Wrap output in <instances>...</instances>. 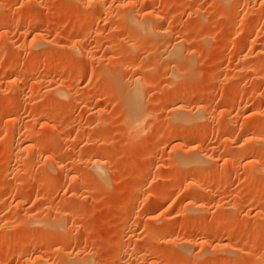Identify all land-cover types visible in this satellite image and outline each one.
Segmentation results:
<instances>
[{"label":"rangeland","instance_id":"374dc122","mask_svg":"<svg viewBox=\"0 0 264 264\" xmlns=\"http://www.w3.org/2000/svg\"><path fill=\"white\" fill-rule=\"evenodd\" d=\"M101 1L102 13L96 0H0V260L10 256L6 264H30L27 259L42 254L50 264H68L60 261L68 248L70 256L92 264H222L226 254L235 257L228 264H262L257 254L264 238V0H248L250 9L247 0ZM129 10L148 25L136 35L140 49L135 39H111L133 33L124 17ZM33 30H42L44 46ZM83 30L86 54L79 49ZM188 35L191 42L182 43L181 59H174L169 53ZM136 81L143 87L142 123L128 130L122 94ZM181 89L188 97L176 102ZM178 108H206L210 125L205 119L175 122ZM169 129L174 136L188 134L181 147L168 137ZM19 133L34 148L5 155L7 137ZM56 144L66 152L60 158L69 166L63 174L51 162ZM199 154L214 161L197 160ZM99 160L103 176L93 170ZM174 160L199 161L202 169L182 170ZM9 163L14 172H7ZM44 170L53 184L38 182ZM135 184L143 186L133 191ZM142 190L166 196L162 209L152 206L161 196L142 203ZM195 194L203 210L187 209ZM46 207L75 212L72 222L64 219L63 233L47 230V236L42 226L25 225L26 215H45ZM172 208L192 215L156 234L155 227L169 225V215H176ZM189 230L202 242L187 253L176 242ZM239 230L244 234L237 235ZM125 231L133 236L122 242L118 237ZM40 240L46 246L63 240L67 247L37 251ZM217 243L238 251H223Z\"/></svg>","mask_w":264,"mask_h":264},{"label":"bare ground","instance_id":"6f19581e","mask_svg":"<svg viewBox=\"0 0 264 264\" xmlns=\"http://www.w3.org/2000/svg\"><path fill=\"white\" fill-rule=\"evenodd\" d=\"M95 1V0H94ZM97 2V4H99L98 6H99V10L101 11H98L99 13H102V10L104 9L103 7H105V6H102L101 5V0H96ZM239 1V0H238ZM249 1H251V0H249ZM249 1L247 0V1H245L246 3L248 2V6L246 7V9L250 6L249 5ZM37 2H38V0H37ZM36 2V3H37ZM150 2V1H149ZM151 2L152 3H155L156 1L155 0H151ZM240 2V1H239ZM35 3V4H36ZM251 3V2H250ZM38 4V3H37ZM83 4H85V2L83 3ZM64 5V4H63ZM80 5H82V4H80ZM121 6V5H120ZM67 7V6H66ZM82 8L80 9V11H79V13H84L85 12V10H86V7L84 6L83 7V5L81 6ZM123 7H127L126 6V4H124V6ZM89 8V7H88ZM128 8V7H127ZM251 8H254V7H251ZM120 9V8H119ZM122 9V8H121ZM246 9H244V10H246ZM249 9H250V7H249ZM97 10H98V7H97V9H96V12H97ZM107 10V9H106ZM128 10V9H127ZM126 9H124V11H127ZM141 10H143V9H141ZM249 11V10H248ZM252 11H254V10H252L251 9V12ZM129 12V13H128ZM128 12H126L125 14H127L126 16H124V17H126L125 19V21L127 22L126 23V25H129V29H132L133 30V33H131V36H129V35H124L123 34V32H122V34L124 35H120V33L118 32V34H113V36H112V38L111 39H114V40H117V41H121L123 38L125 39L126 38V41H127V39H135L134 41H136V46H137V48H141L142 47V42H141V39L139 38V37H137L136 35H137V33L140 31V30H145V28L148 26L147 25V22L144 20L145 18H143L142 19V17L141 18H139V17H136V13L137 12H135V14L133 13V11L131 10H129ZM142 12V11H141ZM141 12H138V13H141ZM152 12V11H151ZM250 11H249V13H251ZM106 13V12H105ZM108 13H109V11H108ZM144 13H147V11L146 10H144ZM149 13V12H148ZM245 13V15L247 14V12H244ZM248 13V14H249ZM142 14V13H141ZM247 14V15H248ZM109 15H110V13H109ZM137 15H139V14H137ZM146 15V14H145ZM141 16H144V14L143 15H141ZM146 17V16H145ZM155 17H157V16H155ZM158 18H159V16H158ZM26 19V18H25ZM160 19V18H159ZM159 19H157V20H159ZM162 19V18H161ZM244 19V18H243ZM19 22H20V20H18ZM244 21V20H243ZM26 21L24 20V24L26 25L27 23H25ZM27 22H28V19H27ZM231 23V22H230ZM15 24V23H14ZM121 24V23H120ZM148 24L150 25V22H148ZM232 24H235V23H232ZM244 24L245 23H243V25L242 26H244ZM97 25V24H96ZM249 25V24H248ZM17 26H19L18 24H17ZM28 26V25H27ZM151 26V25H150ZM256 26H257V24H256ZM24 27V26H23ZM126 27V26H125ZM249 27V26H248ZM31 28V27H30ZM150 28V27H149ZM114 29H116V28H114ZM124 29V28H123ZM250 29H252L251 27H250ZM249 29V30H250ZM32 30V29H31ZM35 30V29H34ZM34 30H33V32H34ZM147 30V29H146ZM30 31V30H29ZM39 31V33H35V37H36V40L37 41H39V39H42L43 37V35L41 34V32H42V30H38ZM38 31H36V32H38ZM27 32V31H26ZM86 32V31H85ZM84 32V30H83V35H81V36H78V39H79V42H80V47H79V49H80V51L82 52V53H87L86 51H89V50H87L88 48L85 46V38H87L88 36H86V33H88V32H86L85 33ZM25 33V32H24ZM28 33H31V31L30 32H28ZM27 33V34H28ZM34 33H33V37H34ZM85 33V34H84ZM22 34H23V32H22ZM60 34H62V33H59V35ZM80 34V33H79ZM24 35H26V34H24ZM31 35H32V33H31ZM88 35V34H87ZM140 35V34H139ZM138 35V36H139ZM28 36V35H27ZM26 36V37H27ZM202 36V35H201ZM209 37V36H208ZM120 38H122V39H120ZM192 38H195V37H192ZM206 38H207V36H206ZM123 39V40H124ZM196 39V38H195ZM208 39V38H207ZM75 40V39H74ZM183 40V39H182ZM194 40V39H193ZM203 40H206V39H203ZM40 41H42V40H40ZM39 41V44L40 43H46L45 41H42V42H40ZM75 41H77V40H75ZM125 41V42H126ZM178 41V40H177ZM36 42V41H35ZM122 42V41H121ZM187 42H191V36H187L182 42H178V43H176V48L174 49V50H171L170 52L171 53H169L174 59L175 58H177V59H181V58H179V57H181L182 55H181V50L180 49H182V48H180V46L182 45V43H187ZM43 43H42V46H44L43 45ZM50 43V42H49ZM49 43H47L46 45H48ZM52 43V42H51ZM54 43V42H53ZM75 42H73V44H74ZM15 44V43H14ZM164 44V43H163ZM52 45V44H51ZM77 45V44H76ZM13 46V45H12ZM37 46H38V42H37ZM39 46H41V44L39 45ZM263 46V45H262ZM170 47V46H169ZM172 48V47H171ZM262 49V48H261ZM264 50V49H263ZM89 53V52H88ZM170 56V57H171ZM264 56V55H263ZM262 56V57H263ZM168 57V56H167ZM262 60H261V63L263 62L264 63V57L263 58H261ZM263 67V66H262ZM250 68V67H249ZM254 67H251V69H253ZM256 69H257V67H256ZM260 70V69H259ZM256 71V70H255ZM261 71H264V69L263 70H261ZM262 74V73H261ZM263 77H264V75H263ZM263 80H264V78H263ZM139 82L140 81H136L134 84H133V86L131 87V88H128V91L126 90L125 92H126V94H122V95H124V98H125V102H127L126 104H127V106L128 107H126L127 108V110L129 109V112L127 111V113H129V114H127V115H129L128 117L130 118V124H129V128H128V130H132V129H134L139 123H142L141 121V117H140V115H139V113H140V111H141V109H143V90H142V86L139 84ZM20 82L18 81V84H19ZM133 83V82H132ZM131 83V84H132ZM203 86V85H202ZM130 89V90H129ZM180 90V89H179ZM182 90V89H181ZM259 90V89H258ZM56 91V93L57 94H59V95H61L62 96V93H63V96H65L64 95V92L63 91H61V89H57V90H55ZM178 92V91H177ZM185 91H180V92H178V94H177V97H175L176 98V102H179L180 100H184L183 98H184V95H185V97H188V95L187 94H182V93H184ZM239 92V91H238ZM256 92V91H255ZM186 93V92H185ZM176 96V95H175ZM238 96V95H237ZM257 96H260V95H257ZM71 97H72V95H71ZM123 97V96H122ZM111 98H114L113 96H111ZM123 98V99H124ZM193 99V98H192ZM232 99V98H231ZM234 99V98H233ZM108 100V99H107ZM122 100V99H121ZM191 100V99H190ZM110 101H113V100H111V99H109L108 100V102L107 103H110ZM229 101V100H228ZM228 101H226V102H228ZM231 101V100H230ZM1 102V101H0ZM4 102V101H3ZM225 102V103H226ZM233 102V101H232ZM2 103V102H1ZM174 103H175V101H174ZM231 103V102H230ZM229 103V104H230ZM113 104V103H112ZM176 104V103H175ZM178 104V103H177ZM2 105V104H1ZM4 105V104H3ZM6 105V104H5ZM176 106V105H175ZM179 106V105H178ZM177 106V107H178ZM206 109V108H205ZM203 110L202 108L201 109H199V110H197L196 112H189V111H187V110H185V109H182V108H178L177 109V111L175 112V111H173L172 112V114H173V116H174V119H175V122H179V123H182V124H187V125H189V124H191V123H193V122H195V120L197 121V119H201L202 121L205 119V120H207L208 121V123H207V125L209 124V114L206 112V110ZM163 111V110H162ZM191 111V110H190ZM211 111V110H210ZM209 111V112H210ZM161 112V111H160ZM227 113V112H226ZM173 119V120H174ZM245 120V119H244ZM222 121V120H221ZM220 121V122H221ZM211 122V121H210ZM213 122V121H212ZM171 123V122H170ZM206 123V122H205ZM214 123V122H213ZM30 124V123H29ZM225 124H227V123H225ZM173 125V124H172ZM210 125V124H209ZM213 125V124H212ZM246 125V124H245ZM189 127V126H188ZM26 128L29 130V128H30V125H29V127H28V125H26ZM186 129V128H185ZM172 130V129H171ZM175 130V129H174ZM174 130H173V132H174ZM177 130V129H176ZM167 132V131H166ZM168 132H170V129H169V131ZM177 134H178V132H176ZM182 133V132H181ZM180 132H179V134L177 135V136H174V133L172 134V132H170L169 133V138H172V139H175V140H177L176 142L178 143V144H176V148H178V147H181V143H183V142H185L186 140V135H188V134H186V132H185V134L184 133H182L181 134ZM199 136V135H198ZM197 137V136H196ZM200 137V136H199ZM198 137V138H199ZM202 137V136H201ZM200 137V138H201ZM57 139H58V137H56ZM189 138V137H188ZM60 139V138H59ZM197 139V138H196ZM195 139V140H196ZM202 139V138H201ZM249 139V138H248ZM248 139H244V141H243V144L244 143H246L247 141H248ZM7 143H6V146H5V149H4V154L6 155V154H8V155H11L13 152H16V153H19V154H22V153H25V151L27 152V151H29L30 149H32V148H34V147H30L29 145H27L26 143H27V137L26 136H24L23 134H21V133H19L18 135H12V137H10V138H8L7 137ZM203 140V139H202ZM254 140V139H253ZM253 140L252 141H250V144H253ZM55 141H57V140H55ZM190 141V140H189ZM181 142V143H180ZM196 142V141H195ZM199 142V141H198ZM249 142V141H248ZM55 143V142H54ZM200 143H202V142H200ZM38 144H40V143H38ZM46 144V143H45ZM53 144V143H52ZM59 144V143H58ZM58 144H56V145H54V147L52 148V152H51V162L55 165V167H56V170H57V172L58 173H61V174H63V173H65V172H68V162L66 163V164H64V163H62L61 161H60V158L62 157V155L64 154L65 155V151L63 152V150H62V148H61V146H59ZM43 145L44 144H41V145H39V147H43ZM34 146H35V144H34ZM37 146V145H36ZM199 145H196L195 147H198ZM38 147V146H37ZM228 147L229 146H224L223 148L225 149V150H227L228 149ZM227 148V149H226ZM14 154V153H13ZM63 155V156H64ZM196 159L197 160H206V161H208V162H213L214 161V158H210L209 156H207V155H202V154H199V155H197L196 156ZM184 161H180V160H174V163H175V165L177 164V166L180 168H182V170L183 169H185V170H193V171H198V170H201L202 169V167L199 165V161H194L193 163V165H186L185 163H183ZM240 164H242V162H240ZM158 165V164H157ZM244 165V164H243ZM246 165V164H245ZM53 166V165H52ZM160 166V165H159ZM92 167V166H91ZM94 167L96 168V169H93V170H98L97 172H98V175H100V176H103V169H104V167H105V165H104V163H102V161H96L95 162V164H94ZM162 167V166H161ZM11 168H13L11 165H10V163L7 165V167H6V170H7V172L8 173H11V172H14L15 171V169H11ZM108 169V168H107ZM160 169V168H159ZM260 169V168H259ZM46 170H48V169H46ZM46 170H44L43 171V175L41 176V179L38 181L40 184H42V186L44 185H47V184H49V185H51V184H53V181H52V179L51 178H53V177H49V176H47V174H49V173H47L46 172ZM94 171V172H95ZM6 172V173H7ZM96 173V172H95ZM181 173H183V172H181ZM67 174V173H66ZM252 174V173H251ZM50 175V174H49ZM60 175V174H59ZM185 175V174H184ZM69 176V175H68ZM181 176V175H180ZM260 176V175H259ZM67 177V176H66ZM73 177V176H72ZM72 177H70V183H73V181H74V179H72ZM99 177V176H98ZM106 177V176H105ZM103 178L104 179V181H107V180H105L106 178ZM256 177V176H255ZM179 179L181 178V177H178ZM56 179H58V178H56ZM100 179V178H99ZM177 179V178H176ZM175 179V180H176ZM61 180V179H60ZM175 180H173V178H172V186H177V187H179L180 185L179 184H177V183H180L181 184V182H178V179H177V183L175 184V183H173ZM181 180H182V178H181ZM255 180H256V178H255ZM130 181V180H129ZM132 181V180H131ZM252 181V180H251ZM62 182V181H61ZM108 182V181H107ZM254 182V181H253ZM132 183V182H131ZM194 183H196V182H194ZM39 184V185H40ZM79 184V183H78ZM142 184V183H141ZM140 184V185H141ZM198 184V183H197ZM55 185V184H54ZM139 184H135L134 186H133V191L135 190V191H139V189H141V187L143 186H140ZM177 187H174V188H177ZM43 188H45V187H43ZM49 188V187H48ZM73 188V187H72ZM180 188V187H179ZM74 190V189H73ZM75 191V190H74ZM143 191V190H142ZM144 192V191H143ZM12 194V193H11ZM134 194H136V193H134ZM144 194H145V192H144ZM144 194H142V195H144ZM200 193H198V195H199ZM137 195V194H136ZM12 196V195H11ZM14 196V195H13ZM12 196V197H13ZM159 196H161L159 193H157V192H151V193H149V194H145L141 199H142V203H146L147 204V202H151V201H153L154 200V198L156 199L157 197H159ZM193 196V195H192ZM192 196H191V198H192ZM134 197H135V199H136V197L137 196H135L134 195ZM195 197V198H194ZM197 194H195V196H193V198L194 199H191L192 201L191 202H189L190 204H188L186 207H187V209L189 208L190 210H192V211H200V210H203V206L199 203V201L198 200H196L197 198ZM22 198V197H21ZM198 198H199V196H198ZM16 199V198H15ZM211 201L212 202H215L216 200H215V198L212 196L211 198ZM124 200H126V199H124ZM137 200H138V197H137ZM159 201H156V203L154 204V205H152V206H155L154 208H155V210L154 211H156V212H158L159 210H161L162 209V207L165 205V202H166V196H161V198L159 197V199H158ZM128 201V200H127ZM133 201V200H132ZM262 202V201H261ZM254 203V202H253ZM130 204V203H129ZM134 204V203H133ZM200 204V205H199ZM149 205V204H148ZM132 206V205H131ZM129 207V206H128ZM131 208V207H130ZM188 209V210H189ZM46 214L45 215H42V216H37V215H35V216H30V215H26V218H25V225L27 226V227H31L30 225H32V224H35V225H38V226H42L43 227V229H45L44 230V232H46V234H47V230H55V233H56V231H58L59 232V234H61V233H63V231L64 230H66L67 229V225H66V222H64V219H67V222H69L70 223V220L74 217V215H75V212L73 211V209H72V211L71 210H63L62 209V211L61 210H57V209H53L52 210V207H46ZM57 210V211H56ZM187 210V211H188ZM174 211V212H173ZM186 211V208H184V209H177V210H175V208H172L171 210H170V213L173 215L174 213L176 214L175 216L173 215V217H171L170 218V216L171 215H169V219L168 220H166V221H168L169 222V225L167 224V225H163V226H159L158 228H156L155 227V233L156 234H158V233H167V232H169V230L171 229H169V227L168 226H170V227H172L175 223H178V222H181V221H183V220H187V219H189V217H190V215H192V214H189L188 212ZM43 212V211H42ZM191 213V212H190ZM260 213V212H259ZM261 214V216L262 217H264L262 214H264V213H260ZM166 216V217H165ZM167 216L168 215H165V213H164V217L167 219ZM257 216H258V214H257ZM165 218H164V220H165ZM161 219V218H160ZM195 220V219H194ZM66 221V220H65ZM161 221V220H160ZM163 221V220H162ZM23 222V223H24ZM71 222H72V220H71ZM164 223H165V221H164ZM68 224V223H67ZM171 224H172V226H171ZM130 226V225H129ZM246 227H247V225H246ZM69 228V227H68ZM154 229V228H153ZM244 229V228H243ZM259 230V229H258ZM257 230V231H258ZM262 231V233L264 234V232H263V229L261 230ZM30 232V231H29ZM28 232V233H29ZM243 232H245V231H243V230H239V231H237L236 232V234L237 235H240V234H242ZM26 233V235L28 236V234H27V232H25ZM25 233H24V236H25ZM49 233H51V232H49ZM54 233V232H53ZM258 233V232H257ZM52 234V233H51ZM57 234V233H56ZM235 234V235H236ZM244 234V233H243ZM50 235V234H49ZM47 236H48V234H47ZM62 236V235H61ZM132 236H133V234L131 233V232H127V231H125V232H123L121 235H119V237H118V239L120 240V241H122V242H127L128 240H130L131 238H132ZM154 236V235H153ZM155 236H157V235H155ZM29 237V236H28ZM262 237V236H261ZM264 237V236H263ZM30 238H31V236H30ZM29 238V239H30ZM33 238H34V236H33ZM199 238V237H198ZM197 238V235H196V233H195V231L194 230H189V234H188V236H187V238L186 239H184V240H181V241H177L176 242V244H178V246L180 247V249H182L184 252H191V250H192V248H196L198 245H200V242H202L201 240H200V238L198 239ZM47 239V238H46ZM53 239V238H52ZM55 239V238H54ZM14 240H16V239H14ZM262 240H263V244H261L262 246H261V250L259 251V253L257 254L258 256H257V258H259V257H261L260 259L262 260V258H263V262H262V264H264V238H262ZM261 240V241H262ZM7 241V240H6ZM10 241H12V240H10ZM19 241V240H18ZM18 241H16V242H18ZM41 241V240H40ZM44 241V240H43ZM43 241H41L42 243H40L39 244V246H38V244H34L35 245V247H33V249H36L37 251H51V250H54V251H59V250H62V251H64L65 250V247H67L66 246V242L65 241H63V240H58L57 242H56V244H55V246L53 245H48V246H46V243H47V241L45 240V242H43ZM34 242V241H33ZM49 242H50V238H49ZM54 242V241H53ZM171 242V241H170ZM20 243V242H19ZM18 243V244H19ZM29 243V242H28ZM45 243V244H44ZM51 243V242H50ZM211 243V242H210ZM43 244V245H42ZM202 244H205V243H201V245ZM15 246L17 245V244H14ZM23 245H27V244H23ZM29 246H28V248H30V244H28ZM33 245V246H34ZM175 245V244H174ZM210 245V244H209ZM32 246V245H31ZM37 246V247H36ZM173 246V245H172ZM216 246L217 247H220L223 251L225 250V251H235L236 250V248H235V246L234 245H232V244H222V243H220V244H216ZM19 247H20V244H19ZM162 246H160V248L159 249H161V251H162V248H161ZM202 247V246H201ZM204 247V246H203ZM208 247V246H207ZM14 248V247H13ZM24 248V247H23ZM151 248H154V246L153 247H151ZM151 248H150V250H151ZM214 248V247H213ZM25 249V248H24ZM39 249V250H38ZM159 249H153V250H156L155 252L157 253V250H159ZM210 249V248H209ZM215 249V248H214ZM26 250H28L27 249V246H26ZM30 250H31V248H30ZM29 250V251H30ZM149 249H148V252H151ZM152 250V251H153ZM69 250H68V248H67V250L64 252L65 254H63L64 256H65V258H62L60 261H62L63 259H64V261L65 262H67L68 264H92L91 263V261H90V259H88V258H83V257H81L80 255H77V256H70L67 252H68ZM126 251H127V249H124L123 251H120L119 252V255H118V257H120V256H122L123 254H125L126 253ZM161 251H160V254H161ZM222 251V252H223ZM236 251H238V250H236ZM3 252V251H2ZM26 252V251H25ZM251 251H246V252H243L244 253V255H250L251 253H250ZM1 253V252H0ZM63 253V252H62ZM152 253H154V252H152ZM224 253V252H223ZM226 253V252H225ZM22 254V253H21ZM73 254V253H72ZM209 254V253H208ZM2 255V254H1ZM144 255H149V254H144ZM144 255H143V257H144ZM234 255V254H233ZM254 255V254H253ZM18 256V255H17ZM22 256V255H21ZM236 256V255H235ZM256 256V255H255ZM223 257H225L221 262H222V264H228L229 263V261H232L235 257H229V256H227V254H226V256H223ZM247 257V256H246ZM1 260H0V264H6V263H8L10 260H9V258H11L10 256L9 257H7L6 256V258L5 257H2L1 256ZM22 258H24V256L22 257ZM34 258V257H33ZM25 259V258H24ZM23 259V260H24ZM143 259V258H142ZM237 259V258H236ZM21 261V260H20ZM59 261V262H60ZM27 262L28 263H30V264H50L51 262L49 261V259H46L42 254L39 256V255H37L36 256V258H34V259H27ZM66 264V263H65Z\"/></svg>","mask_w":264,"mask_h":264}]
</instances>
